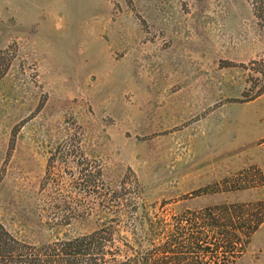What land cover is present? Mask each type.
<instances>
[{"label": "rangeland", "instance_id": "374dc122", "mask_svg": "<svg viewBox=\"0 0 264 264\" xmlns=\"http://www.w3.org/2000/svg\"><path fill=\"white\" fill-rule=\"evenodd\" d=\"M260 200L264 0H0V264L54 230L134 264L148 227Z\"/></svg>", "mask_w": 264, "mask_h": 264}, {"label": "trees", "instance_id": "16d2710c", "mask_svg": "<svg viewBox=\"0 0 264 264\" xmlns=\"http://www.w3.org/2000/svg\"><path fill=\"white\" fill-rule=\"evenodd\" d=\"M200 214L179 216L175 225L166 223L158 230L148 227L144 248L147 254L134 264H235L264 223V200L207 207ZM20 222L27 220L22 216ZM59 232L54 230L53 240L41 236L33 254L21 264H78L81 260L86 264L97 263L93 255L103 253L106 235L93 232L71 237ZM159 235L163 239L151 246L152 236ZM22 248L20 241L0 222V255L14 256Z\"/></svg>", "mask_w": 264, "mask_h": 264}, {"label": "crops", "instance_id": "0c3cea01", "mask_svg": "<svg viewBox=\"0 0 264 264\" xmlns=\"http://www.w3.org/2000/svg\"><path fill=\"white\" fill-rule=\"evenodd\" d=\"M261 227H262V228L264 227V223L261 225ZM255 233H256V232H255ZM255 233H254V235H255ZM254 235H253V236H254ZM253 236H252V237H253Z\"/></svg>", "mask_w": 264, "mask_h": 264}]
</instances>
